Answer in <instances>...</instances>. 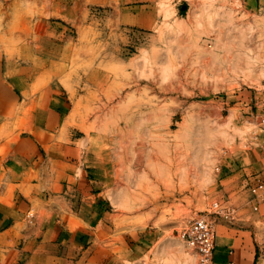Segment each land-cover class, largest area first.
<instances>
[{
	"label": "rangeland",
	"instance_id": "374dc122",
	"mask_svg": "<svg viewBox=\"0 0 264 264\" xmlns=\"http://www.w3.org/2000/svg\"><path fill=\"white\" fill-rule=\"evenodd\" d=\"M54 32L57 75L31 94L57 83L61 138L100 158L116 232L154 239L137 264H197L179 237L197 218L249 230L264 264V202L234 170L261 134L264 0H0V62Z\"/></svg>",
	"mask_w": 264,
	"mask_h": 264
},
{
	"label": "crops",
	"instance_id": "0c3cea01",
	"mask_svg": "<svg viewBox=\"0 0 264 264\" xmlns=\"http://www.w3.org/2000/svg\"><path fill=\"white\" fill-rule=\"evenodd\" d=\"M45 38L51 46L35 45L30 58L0 62V264L1 257L6 264H137L154 239L138 230L116 232L100 158L71 130L61 138L57 83L48 84V94H31L45 87L42 76L57 75V32ZM21 120L26 127L16 128ZM9 131L15 140L4 137ZM260 133L234 163L248 190L264 181ZM214 245L213 264H257L249 230L217 225Z\"/></svg>",
	"mask_w": 264,
	"mask_h": 264
},
{
	"label": "built area",
	"instance_id": "2783aa9c",
	"mask_svg": "<svg viewBox=\"0 0 264 264\" xmlns=\"http://www.w3.org/2000/svg\"><path fill=\"white\" fill-rule=\"evenodd\" d=\"M259 128L264 131V116L259 121ZM249 193L254 201L253 210H258L259 202L264 201V181L249 188ZM213 209L221 213L224 219H232V210L220 208L217 203L213 204ZM29 220H33L34 212L27 214ZM181 241L194 251L198 257L197 264H213L214 253V229L213 225L203 218L192 220L179 235Z\"/></svg>",
	"mask_w": 264,
	"mask_h": 264
}]
</instances>
